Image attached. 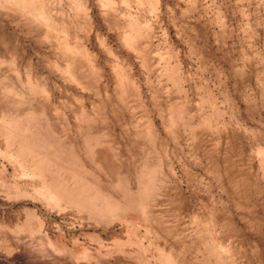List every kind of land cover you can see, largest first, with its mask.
Wrapping results in <instances>:
<instances>
[{
  "label": "rangeland",
  "instance_id": "1",
  "mask_svg": "<svg viewBox=\"0 0 264 264\" xmlns=\"http://www.w3.org/2000/svg\"><path fill=\"white\" fill-rule=\"evenodd\" d=\"M0 264H264V0H0Z\"/></svg>",
  "mask_w": 264,
  "mask_h": 264
}]
</instances>
